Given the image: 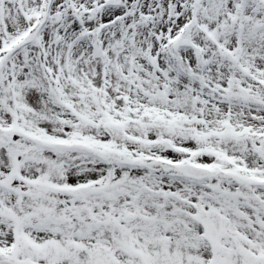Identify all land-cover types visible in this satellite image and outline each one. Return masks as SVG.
Instances as JSON below:
<instances>
[{
    "label": "snow or ice",
    "instance_id": "6c2138e0",
    "mask_svg": "<svg viewBox=\"0 0 264 264\" xmlns=\"http://www.w3.org/2000/svg\"><path fill=\"white\" fill-rule=\"evenodd\" d=\"M0 264H264V0H0Z\"/></svg>",
    "mask_w": 264,
    "mask_h": 264
}]
</instances>
